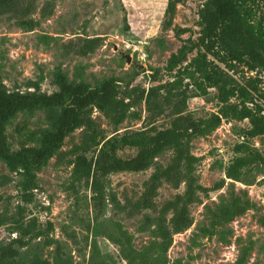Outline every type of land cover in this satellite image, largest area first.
<instances>
[{
	"label": "rangeland",
	"instance_id": "1",
	"mask_svg": "<svg viewBox=\"0 0 264 264\" xmlns=\"http://www.w3.org/2000/svg\"><path fill=\"white\" fill-rule=\"evenodd\" d=\"M168 1L0 0L4 6L0 9V86L8 92L37 89L51 93L57 90L54 84L57 72L69 82L90 86L113 79L119 97L130 106L124 120L117 125L98 109H91V118L105 139L169 127L172 106L153 110L146 95L151 87L177 79L181 81L173 91L184 90L186 95L183 114L194 119L208 117L220 107L218 91L206 87L203 92L196 85L201 79L189 78L185 71L197 48L188 52L186 59L172 71L167 70L172 54L183 44L190 46L197 42L198 10L205 0L176 3L170 25H167ZM249 5L255 22L264 18L262 0H249ZM178 27L184 30L180 35H176ZM227 72L238 83L257 76L260 79L257 84L264 88L261 70L250 72L237 65ZM157 89L156 98L161 102L166 92ZM177 98L178 95L174 100ZM230 100L236 101L234 97ZM50 113L43 108L17 112L5 128L10 150L38 144ZM249 128L247 119H222L210 134L189 142L190 152L198 157L194 165L197 182L208 188L218 182L221 186L207 194L197 193V200L189 205L191 224L171 234L165 251L147 250L155 240L161 239L155 237L152 226H143V216L156 215L164 202L183 193L184 183L176 188L162 180L153 199L155 210L136 207L154 166L139 172L109 174L104 180V200L99 207L89 186L83 183L74 188L69 186L72 166L67 161L74 157L70 151L79 145L83 128L69 133L60 154L51 157L36 172L37 187L30 203L20 198L19 173L11 172L0 160V214L10 216L20 206L23 217L19 218L24 223L34 218L35 230L41 232L25 246L17 247L16 264L28 263L36 256L54 264L56 243L67 264H127L122 245L117 241L124 234L131 237L136 255L134 264H264V135L249 137ZM239 143H247L263 156L262 163L251 167L245 182L225 176L227 165L239 155L234 150ZM116 153L126 158L133 156L136 148L124 146ZM83 154L90 158L96 151L92 147ZM172 156V149H166L154 161L166 165ZM232 197L248 200L250 208L229 221L217 217L216 213ZM169 216L167 213L166 225ZM18 236L11 220L0 224V246Z\"/></svg>",
	"mask_w": 264,
	"mask_h": 264
},
{
	"label": "trees",
	"instance_id": "2",
	"mask_svg": "<svg viewBox=\"0 0 264 264\" xmlns=\"http://www.w3.org/2000/svg\"><path fill=\"white\" fill-rule=\"evenodd\" d=\"M181 1H168L167 25L171 24L176 3ZM2 8L4 6L0 5V9ZM197 25L200 28L197 42L190 46L183 44L176 54H172L167 70L172 71L186 59L188 52L197 48V54L187 63L185 71L189 78L197 76L201 79L196 81V85L203 92L206 87L217 89L216 96L220 107L208 117L194 119L189 114H183L186 95L184 90L179 93L173 91L180 84L181 80L177 79L151 87L146 95L147 104L153 110L161 111L163 105L172 106L173 118L169 127L152 131H133L105 139L91 118V109H98L113 125H117L124 120L130 106L124 98L119 97L113 79H105L96 86H90L83 82H69L61 72H57L54 79L57 90L51 93L39 92L37 89L30 92H8L0 86V160L11 172L19 173L18 187L24 203L33 200V189L37 187L36 172L46 165L51 157L60 154L59 149L69 133L83 128L79 145H74L70 151L74 157L67 161L72 166L69 186L74 188L81 183L89 186L97 206L103 204L104 180L111 173L139 172L154 166L141 197L136 201V207L153 211V199L160 181L164 180L176 188L180 183H184L183 193L176 194L173 199L164 202L156 215L143 216V226H152L155 237L161 239L155 240L147 250L167 249L171 234L180 232L191 224L189 205L197 200V193L207 194L209 190L221 186V182H218L208 188L197 182L194 165L198 157L190 152L189 142L195 137L210 134L220 125L222 119L229 118L247 119L250 124L247 131L249 137L264 135V88L257 84L260 79L257 76H249L243 83H238L227 72L237 65H242L250 72L261 70L264 73V18L260 17L255 22V14L249 0H205L198 10ZM125 28H128L127 25ZM175 30L176 35L184 31L179 27ZM157 88H163L166 92L161 96V102L156 98ZM177 95L175 101L174 97ZM142 96L143 92L141 98ZM233 97L236 101L230 100ZM38 108L51 111L47 117L48 125L40 131L38 144L10 150L5 133L7 123L21 110ZM124 146L135 147L136 153L126 158L118 156L116 150ZM92 147L96 154L87 158L83 152ZM166 149L173 151L170 162L166 165L155 163V157ZM234 150L239 155L227 165L225 176L245 182L252 166L263 162V156L247 143L237 144ZM245 167L247 170H244ZM248 208V200L232 197L230 203L221 207L216 215L229 221L243 214ZM22 211L23 208L18 206L15 214H0V224L11 220L19 232V236L10 243L0 246V264H16L17 247L25 246L29 239L41 235L39 230H35L34 218L26 223L19 218L23 217ZM167 213H170L168 225ZM121 237L122 239L117 241L122 245L121 250L127 264H134L136 255L131 246V237L127 234ZM22 264H50V261L36 256L30 262ZM54 264H67L61 256L58 243Z\"/></svg>",
	"mask_w": 264,
	"mask_h": 264
},
{
	"label": "water",
	"instance_id": "3",
	"mask_svg": "<svg viewBox=\"0 0 264 264\" xmlns=\"http://www.w3.org/2000/svg\"><path fill=\"white\" fill-rule=\"evenodd\" d=\"M126 57H127V61H129V56H128V55H126Z\"/></svg>",
	"mask_w": 264,
	"mask_h": 264
}]
</instances>
